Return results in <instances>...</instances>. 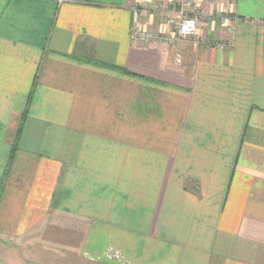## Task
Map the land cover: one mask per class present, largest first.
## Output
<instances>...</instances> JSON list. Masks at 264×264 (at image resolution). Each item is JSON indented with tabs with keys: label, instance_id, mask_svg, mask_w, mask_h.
<instances>
[{
	"label": "crops",
	"instance_id": "1",
	"mask_svg": "<svg viewBox=\"0 0 264 264\" xmlns=\"http://www.w3.org/2000/svg\"><path fill=\"white\" fill-rule=\"evenodd\" d=\"M182 6L234 21L131 41ZM51 215L94 261L264 264V0H0V238Z\"/></svg>",
	"mask_w": 264,
	"mask_h": 264
},
{
	"label": "rangeland",
	"instance_id": "2",
	"mask_svg": "<svg viewBox=\"0 0 264 264\" xmlns=\"http://www.w3.org/2000/svg\"><path fill=\"white\" fill-rule=\"evenodd\" d=\"M205 1L214 3L215 0ZM79 242L75 228L67 229L60 216L51 215L21 239L0 238V264H108L82 255Z\"/></svg>",
	"mask_w": 264,
	"mask_h": 264
},
{
	"label": "built area",
	"instance_id": "3",
	"mask_svg": "<svg viewBox=\"0 0 264 264\" xmlns=\"http://www.w3.org/2000/svg\"><path fill=\"white\" fill-rule=\"evenodd\" d=\"M186 3V2H185ZM210 17L214 18L221 24H228L234 21L231 16L222 15L221 13L209 11L205 12V15L202 13H197L195 17ZM194 16H190L183 9V6L177 8L173 11V14H169V12H164V20L170 27V32L167 35H157V34H148L142 33L134 30L131 34V41L133 43H149L154 40H162L168 44L184 40L190 36H192L196 29V21L197 19ZM228 32H230L231 27L227 26ZM218 47L223 48L224 44H218Z\"/></svg>",
	"mask_w": 264,
	"mask_h": 264
},
{
	"label": "trees",
	"instance_id": "4",
	"mask_svg": "<svg viewBox=\"0 0 264 264\" xmlns=\"http://www.w3.org/2000/svg\"><path fill=\"white\" fill-rule=\"evenodd\" d=\"M24 117H25V113H23V116H22L21 126H22V123H23V119H24ZM18 133H20V127H19L18 132H17V137H16V140H15V144H16V141H17V139H18ZM14 147H15V145H14ZM14 147H13V148H14ZM11 156H12V152H11V154H10V158H11Z\"/></svg>",
	"mask_w": 264,
	"mask_h": 264
}]
</instances>
